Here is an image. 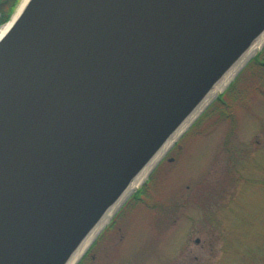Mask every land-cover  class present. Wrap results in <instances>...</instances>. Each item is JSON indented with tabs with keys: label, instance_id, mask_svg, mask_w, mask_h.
<instances>
[{
	"label": "water",
	"instance_id": "95a60500",
	"mask_svg": "<svg viewBox=\"0 0 264 264\" xmlns=\"http://www.w3.org/2000/svg\"><path fill=\"white\" fill-rule=\"evenodd\" d=\"M263 31L264 0H29L0 40V264H64Z\"/></svg>",
	"mask_w": 264,
	"mask_h": 264
},
{
	"label": "rangeland",
	"instance_id": "374dc122",
	"mask_svg": "<svg viewBox=\"0 0 264 264\" xmlns=\"http://www.w3.org/2000/svg\"><path fill=\"white\" fill-rule=\"evenodd\" d=\"M263 84L255 68L220 92L77 264H264Z\"/></svg>",
	"mask_w": 264,
	"mask_h": 264
},
{
	"label": "bare ground",
	"instance_id": "6f19581e",
	"mask_svg": "<svg viewBox=\"0 0 264 264\" xmlns=\"http://www.w3.org/2000/svg\"><path fill=\"white\" fill-rule=\"evenodd\" d=\"M29 0H19L14 12L11 17L0 26V40L11 28L14 21L20 15ZM264 45V31L256 38L253 44L237 59V61L230 66L226 72L219 78L215 83L213 88L209 91L207 96L203 99L200 105L195 109V111L186 119V121L181 125V127L168 139V141L158 150V152L153 156V158L136 174L133 182L121 195V197L109 208L105 213L103 218L99 223L87 234L85 239L79 245V247L74 251L72 256L64 264H76L85 251L89 248L91 243L94 241L99 232L105 227V225L110 221L119 205L122 201L135 190L139 185H141L147 176L149 175L155 164L165 155V153L172 147L177 138L186 130V128L192 123V121L205 109V107L218 95L223 89H225L231 80L236 76L237 72L241 67Z\"/></svg>",
	"mask_w": 264,
	"mask_h": 264
},
{
	"label": "trees",
	"instance_id": "16d2710c",
	"mask_svg": "<svg viewBox=\"0 0 264 264\" xmlns=\"http://www.w3.org/2000/svg\"><path fill=\"white\" fill-rule=\"evenodd\" d=\"M18 2H19V0H0V26L3 25L11 17V15L14 12ZM262 61H264V47L261 51H259L252 58V60L249 63H247L245 65V67L242 69L241 73H239L237 75V77H235V80L230 83L229 87L225 91H223L222 93H220L218 95L217 99L220 102L224 103V105L226 106V103L223 100L224 95H231V94L239 95L240 91H238V92L236 91V89L238 88L239 82L244 77V75L251 73V71L253 72L255 70V68H258V73H260V76H264V67H263ZM259 70L261 72H259ZM236 86H237V88H236ZM231 130H230V132H231ZM228 136H230V133L227 134L226 138ZM225 142H226V140H225ZM137 193H140V190L137 191ZM86 255L83 257V259L86 257ZM83 259H82V261H83ZM81 262L79 264H81Z\"/></svg>",
	"mask_w": 264,
	"mask_h": 264
}]
</instances>
